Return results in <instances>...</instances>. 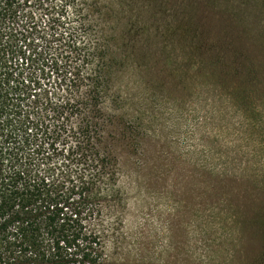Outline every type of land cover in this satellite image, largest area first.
<instances>
[{
	"label": "rangeland",
	"instance_id": "obj_1",
	"mask_svg": "<svg viewBox=\"0 0 264 264\" xmlns=\"http://www.w3.org/2000/svg\"><path fill=\"white\" fill-rule=\"evenodd\" d=\"M63 22L116 157L113 264H264V0H75Z\"/></svg>",
	"mask_w": 264,
	"mask_h": 264
},
{
	"label": "trees",
	"instance_id": "obj_2",
	"mask_svg": "<svg viewBox=\"0 0 264 264\" xmlns=\"http://www.w3.org/2000/svg\"><path fill=\"white\" fill-rule=\"evenodd\" d=\"M54 1L0 0V264H113L116 157L100 149L96 80L77 96L89 57L64 27L75 0Z\"/></svg>",
	"mask_w": 264,
	"mask_h": 264
}]
</instances>
